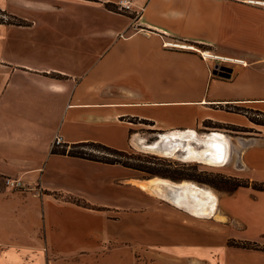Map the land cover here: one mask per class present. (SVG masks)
<instances>
[{
	"label": "crops",
	"instance_id": "obj_1",
	"mask_svg": "<svg viewBox=\"0 0 264 264\" xmlns=\"http://www.w3.org/2000/svg\"><path fill=\"white\" fill-rule=\"evenodd\" d=\"M120 1L0 0L24 22L0 23V175L24 185L0 190V264H127L129 247L143 246L202 258L207 223L222 230L223 215L164 197L176 186L148 190L134 169L53 153L56 137L144 151V126L154 140L219 129L227 146L216 167L264 182V125L249 120L264 118V0ZM203 51L242 63L216 67ZM237 193L246 197L235 203ZM220 203L245 226L235 237L264 244V192L241 187ZM231 264H264V252L233 250Z\"/></svg>",
	"mask_w": 264,
	"mask_h": 264
},
{
	"label": "rangeland",
	"instance_id": "obj_2",
	"mask_svg": "<svg viewBox=\"0 0 264 264\" xmlns=\"http://www.w3.org/2000/svg\"><path fill=\"white\" fill-rule=\"evenodd\" d=\"M219 62H221V61L220 60L216 61V65H215L216 67L221 66ZM143 131H144V133L147 134L148 140H149V141L144 142V143L150 144V143L156 141V140H154L156 138V136H155L156 133L154 131L146 129L145 126L143 128ZM201 131L203 132V134H201V136H203L204 134H207V133L210 134L212 132H218L219 133L220 130L219 129H212L211 130V129L201 128ZM223 132L230 133L231 135H234V136H247V135H250V133H251V132H247L245 129H242V128H239L236 130L235 129L234 130L227 129V130H223ZM159 135H158L157 140L160 139ZM186 143H187L186 141L176 139V141L170 140L169 142L161 141L159 143V150H150V149H146L142 146H141V148L144 151H140V150H136V149H133V150L138 152V153H143V154L155 156V157H158L160 159L166 160V162H169L170 164H172L173 167H175V165H177L178 168L183 169V171L188 176H191V177L195 176L193 178H196V179L201 180V181L202 180L204 181L205 178L206 179L213 178V176H216L214 180H218V176H231L225 172L220 171L218 169V167H216L215 165H210L204 161L195 160V159H191L189 157H186L183 153H181V151H178V152L173 151L174 147H180L181 148L182 145H184ZM163 151H167L168 153H163ZM137 174L142 178H148V176L144 172L137 171ZM153 178H155V177H153ZM156 178H160V177H156ZM186 180L188 182H192V183H194V184H196L202 188L205 187V189H207V190L210 189L209 191L215 195L217 201L219 202L216 215L218 217H220V215L221 216L223 215V225H222V230L220 233H219V230L214 225H211L210 222L207 223L206 240H205V243L201 242V246L204 247L203 249L205 250L204 257L192 258V259L182 258V259H170L169 260V259H164L165 257L160 255L157 251L152 250L151 252H149V250L148 249L146 250L144 248V246L139 247L138 249H134L133 247L132 248L129 247V252H131V254H130L131 258L127 257V260H126L127 264H135L136 261H142L143 262L142 264H231V252L233 250H235V251L236 250H239V251L246 250V249L234 247V245H233L236 241H241L240 238H237L235 236L247 235V231H245V226H244L243 222L239 219H236L233 217L229 218V217L225 216V214L222 210V207L220 205V204H222V203H220L222 199L233 195L235 191L233 193H228V192L223 191L222 189L214 188L207 183H202V182L192 180V179H186ZM162 186H164V184ZM169 187L173 188L175 186L170 185ZM2 189H8L6 187V183H5L4 178H0V190H2ZM178 193H179V190H173L172 194L170 193V195H169V194L165 193L164 197L170 200V199H173L174 196H176V194H178ZM250 194L253 195V193H251V192H250ZM188 197H189V195H188ZM233 197L236 198L235 203H238L246 197V194L237 193ZM190 200H192L194 205H199V200L196 199L195 197L191 198ZM217 201H216V203H217ZM201 205H204V201L201 202ZM186 207H188V206H186ZM215 218L218 220H221L220 218H217V217H215ZM250 234L252 235L253 232H251ZM257 244L262 245L258 242H257ZM178 245L179 244H176V246H178ZM247 250L250 251L253 249H247ZM256 251H261V250H256ZM262 252H264V251H262ZM140 254H142V257L140 259H137V257L140 256ZM134 258L136 259V261L134 260Z\"/></svg>",
	"mask_w": 264,
	"mask_h": 264
},
{
	"label": "trees",
	"instance_id": "obj_3",
	"mask_svg": "<svg viewBox=\"0 0 264 264\" xmlns=\"http://www.w3.org/2000/svg\"><path fill=\"white\" fill-rule=\"evenodd\" d=\"M105 7L113 11H118V8L112 4H105ZM0 23L20 25L24 22L0 10ZM249 120L255 124L264 125V118H259L256 115H250ZM212 127L226 128L231 130L239 129L234 126H222L219 124H214L212 125ZM51 150L53 153L83 158L105 164H118L127 168L144 172L148 176V178L160 177L170 179L177 183L187 181L186 179H192L202 183H207L214 188L222 189L223 191L228 193H233L241 187H249L252 190L264 192V182L239 178L235 176H218V180H214L216 176H213V178H205L204 181H201L196 178H193L195 176H188L183 171V169H179L177 165L173 167L172 164L158 157L138 153L133 149L119 150L107 146L105 144L93 141L78 142L70 145L53 144ZM0 178L4 177L0 175ZM72 202L84 207H88L87 203L82 202L79 199H74L72 200ZM233 245L234 247L241 249H253L264 251V245H259L256 242L252 241H236Z\"/></svg>",
	"mask_w": 264,
	"mask_h": 264
},
{
	"label": "bare ground",
	"instance_id": "obj_4",
	"mask_svg": "<svg viewBox=\"0 0 264 264\" xmlns=\"http://www.w3.org/2000/svg\"><path fill=\"white\" fill-rule=\"evenodd\" d=\"M160 139L156 140L150 144L143 143L142 147L150 150H159V143L161 141L169 142L170 140L176 141L183 140L187 143L182 145V147H174L173 151L178 152L181 151L186 157L195 160L204 161L210 165L219 166L222 161V156L226 153H221L222 149L227 146L226 140L224 136L218 132L206 134L205 138L199 139L196 137L195 133H192V138L188 137L187 139H183L177 133H172L169 136L164 134H160ZM186 136V135H185ZM191 136V135H190ZM187 137V136H186ZM227 148V147H226ZM225 150V149H224ZM163 153H168L167 151H163ZM223 154V155H222ZM152 184H156L157 188H160L164 184V186L169 187L170 185L176 186L179 190V193L174 196L173 199H170L172 202H176L177 204H186L188 207L191 208V211L204 216V217H216V209H217V199L215 195L210 192L209 190L202 188L192 182L182 181L179 183L170 182L167 179L161 178H151L149 183H140L139 185L143 188H147L148 190H156ZM160 190V189H158ZM150 192V191H149ZM161 192V191H160ZM188 195H190L188 197ZM195 197L196 199H202V201H208V208H204V205H200L202 207H198L194 205L191 198Z\"/></svg>",
	"mask_w": 264,
	"mask_h": 264
},
{
	"label": "built area",
	"instance_id": "obj_5",
	"mask_svg": "<svg viewBox=\"0 0 264 264\" xmlns=\"http://www.w3.org/2000/svg\"><path fill=\"white\" fill-rule=\"evenodd\" d=\"M129 7H130V4L127 0H121L120 1L119 9L128 10ZM164 46L168 47V48H179V49H192L193 48L192 45L183 44V43H179V42H165ZM201 54H202L203 58H216V59H219L220 61H223V62L242 63V60L232 59V58H227V57L220 58V57H217L215 55L210 54L208 51H203ZM53 144L54 145L61 144L60 138L56 137ZM5 183H6L7 188H10L13 190H19V189L24 188L23 183L19 179L5 178Z\"/></svg>",
	"mask_w": 264,
	"mask_h": 264
}]
</instances>
